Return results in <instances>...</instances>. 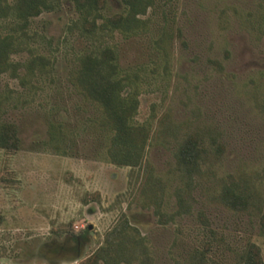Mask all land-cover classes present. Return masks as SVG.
Segmentation results:
<instances>
[{"label": "rangeland", "instance_id": "374dc122", "mask_svg": "<svg viewBox=\"0 0 264 264\" xmlns=\"http://www.w3.org/2000/svg\"><path fill=\"white\" fill-rule=\"evenodd\" d=\"M121 8V0H108L106 13ZM71 16L64 4L32 21L45 37L35 45L52 60L50 73L32 81L21 79L24 68L19 77L0 74L4 117L21 139L16 151L0 149V264H79L123 214L144 237L148 264H245L251 243L264 264V0H156L144 34L113 39L123 67L147 68L136 119L154 120L146 160L165 183L166 213L176 210L181 185L178 139L199 134L221 146L212 171L189 192V210L166 224L135 191L130 169L109 162L104 134L89 125L93 113L68 82L72 48L83 45L62 41ZM165 31L166 66L158 60ZM28 58L23 51L9 59ZM163 116L174 133L163 130ZM51 122L62 125L58 147ZM238 175L258 195L245 209L217 199L222 179ZM89 224L94 234L82 254L57 260L59 243Z\"/></svg>", "mask_w": 264, "mask_h": 264}, {"label": "trees", "instance_id": "16d2710c", "mask_svg": "<svg viewBox=\"0 0 264 264\" xmlns=\"http://www.w3.org/2000/svg\"><path fill=\"white\" fill-rule=\"evenodd\" d=\"M121 3V9L106 13L108 0H0V74L10 70L13 76L19 77V68H24L21 79L32 81L51 72L52 60L37 52L35 45L45 37L31 30V25L41 14L60 11L66 4L72 16L66 23L62 41L76 38L83 43L78 49L72 48L68 82L93 113L87 119L89 125L104 134L109 162L130 169L135 191L143 197L145 205L153 208L158 222L166 224L189 210L187 196L197 177L212 171L221 146L215 140L206 145L199 134L186 133L178 139L173 156L181 185L175 189L176 210L166 213L163 210L165 183L146 160L154 120L136 119L147 68L145 65L123 67L113 42L117 34L125 38L144 34L150 26L146 14L156 0H121ZM165 34L166 31L158 39V60L164 66L168 64V53L162 45ZM23 51L29 53L26 61L9 59L12 54ZM4 108L5 98L0 95V149L13 152L20 148L21 139L17 124L4 117ZM160 121L164 131H176V125L168 123L167 116ZM61 127L59 122L50 123V139L56 147L61 140ZM217 199L234 209H245L250 203H257L258 195L252 180L238 175L222 179ZM147 250L144 237L123 214L106 231L103 244L79 264H148ZM244 260L245 264H259L255 244L249 245Z\"/></svg>", "mask_w": 264, "mask_h": 264}, {"label": "flooded vegetation", "instance_id": "af4514ba", "mask_svg": "<svg viewBox=\"0 0 264 264\" xmlns=\"http://www.w3.org/2000/svg\"><path fill=\"white\" fill-rule=\"evenodd\" d=\"M91 228L92 226L89 224L84 229L69 232L67 240L58 245L57 260L78 258L94 234Z\"/></svg>", "mask_w": 264, "mask_h": 264}]
</instances>
